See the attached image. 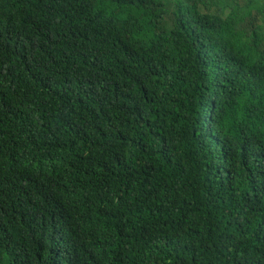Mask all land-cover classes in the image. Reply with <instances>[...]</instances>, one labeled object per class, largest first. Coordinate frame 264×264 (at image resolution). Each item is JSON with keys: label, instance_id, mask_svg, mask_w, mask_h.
I'll list each match as a JSON object with an SVG mask.
<instances>
[{"label": "trees", "instance_id": "obj_1", "mask_svg": "<svg viewBox=\"0 0 264 264\" xmlns=\"http://www.w3.org/2000/svg\"><path fill=\"white\" fill-rule=\"evenodd\" d=\"M0 264H264V0H0Z\"/></svg>", "mask_w": 264, "mask_h": 264}]
</instances>
